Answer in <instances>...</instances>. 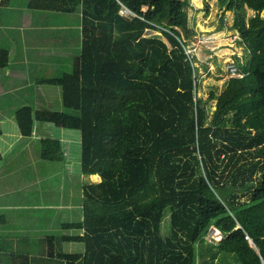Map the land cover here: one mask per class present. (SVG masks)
Listing matches in <instances>:
<instances>
[{"label":"trees","instance_id":"1","mask_svg":"<svg viewBox=\"0 0 264 264\" xmlns=\"http://www.w3.org/2000/svg\"><path fill=\"white\" fill-rule=\"evenodd\" d=\"M217 4L233 14L248 68L203 88L184 50L189 0H31L79 14L80 50L67 72L39 80L59 89L61 109L21 105L12 118L25 138L34 121L78 131L81 174L100 180L82 184L73 218L58 217L60 231L25 252L0 237V264H198L211 227L217 264H264V0ZM7 63L0 47V69ZM224 76L214 64L212 79ZM36 144L40 161L65 162L58 140Z\"/></svg>","mask_w":264,"mask_h":264},{"label":"crops","instance_id":"2","mask_svg":"<svg viewBox=\"0 0 264 264\" xmlns=\"http://www.w3.org/2000/svg\"><path fill=\"white\" fill-rule=\"evenodd\" d=\"M30 4L31 0H0V47L8 51L7 66L0 69V164L12 152L16 153L17 161L22 154L20 148L27 147L28 140L33 142L34 146L33 154L29 153V155L37 157V140L52 138L59 141L65 155V162L53 170V176H56L59 171L67 173V162L73 159L76 163L74 145L78 139L80 149V135L72 134L76 130L62 128L57 130L50 123L39 124L34 121L32 136L21 137L12 118V113L16 107L21 105H30L35 109L40 107L51 109L53 95L51 87L53 86L42 85L39 80L58 76L70 69L73 59L80 50V16L78 13L43 10L31 7ZM74 14H78V20L72 27L65 23L70 21L65 17ZM59 19L62 22L56 23ZM72 36L78 40L77 43L73 44ZM195 64L197 65L198 62L196 61ZM57 91L60 95L59 89ZM43 92L44 94H42ZM20 139H24L23 144L20 147H14L15 141ZM90 177H95V182L100 180L97 175L88 176V178ZM3 179H0V216L3 217L4 223L0 224V237L6 238L12 244L13 251L25 252L26 246L31 240L51 233L42 231V226L46 225L41 221V217L38 221L31 220L24 213H18L25 209L19 208L20 204L8 203L4 199L9 190L5 187ZM61 193L70 201L69 203L64 202V208L62 207L59 211L56 222L58 217L59 219H72L75 208H78L74 205L72 195L64 192V189ZM65 204H69V206L65 207ZM58 206L62 205L56 203L44 207L57 214L55 209Z\"/></svg>","mask_w":264,"mask_h":264},{"label":"rangeland","instance_id":"3","mask_svg":"<svg viewBox=\"0 0 264 264\" xmlns=\"http://www.w3.org/2000/svg\"><path fill=\"white\" fill-rule=\"evenodd\" d=\"M189 3L190 7L186 9V13L189 27L188 34L191 35L184 40L186 41V49L191 50L189 55L194 63L197 80L200 81L199 78H201L202 87L204 88V86L209 83L220 85L224 79L229 78L226 72L228 62L234 63L238 69L243 68L247 70L248 64L245 63L244 50L237 43L238 34L230 29L233 21V14L231 12H226L221 16L217 0L208 1V13L202 9L205 0H189ZM251 16H253V12L247 10L246 19ZM261 16H263V13H261ZM65 18L70 20L65 23L73 27V25L77 23L78 14L70 15ZM60 22H62L61 19L56 23ZM72 38L73 44L77 43L78 40L74 39L73 36ZM235 55L238 60L234 58ZM196 61L198 62L197 65L195 64ZM211 64L212 66L217 64L218 68L224 71L225 76L222 80L215 81L212 79L211 74L213 72V67ZM51 89H53L51 109L60 110L61 104L60 95L57 91L58 88L51 87ZM208 93H210V90H205L202 98L204 108L207 111L208 117H210L215 109L216 100L208 97ZM42 94H44V92ZM51 126L55 128L52 124ZM56 129L59 130L60 128L56 127ZM51 134L53 135V133ZM72 134L78 135L79 133L74 131ZM23 140L24 139L15 141L13 146L20 147L23 144ZM26 144L27 147L20 148V153L22 154L17 161L16 153L12 152V154L0 164V179L4 178L3 182L5 187L9 190V193L4 196V199H6L8 203L20 204L19 208L25 209L18 213H24L26 216L30 217L31 220L34 219L38 221L41 217V221L46 225L42 226L43 232H59L60 227L57 225L59 223L56 222V218L62 207L64 208V202L66 201L69 203L70 201L69 198L66 199V197H63L61 193L62 190L64 189V192L66 191L70 196L72 195V200L76 201L77 196L75 195L80 191V186L78 184L95 183L96 179L95 177L88 178L80 172V149L78 139L76 145H74L76 148V163L73 159L67 162V173H61V171H59L56 173V176H53V170L57 168L58 164L42 162L36 155H29V153L33 154L32 151L34 152L33 142L28 140ZM71 144L73 145L75 143ZM6 175L8 176L7 178ZM240 200H245V197H241ZM56 203L57 205H62L55 209L57 210V214L53 213V210L44 207L45 205L50 206ZM67 206H69V204H65V207ZM76 210L75 208V212H77ZM160 233L163 238L168 237L170 234V224L167 214L161 222ZM220 238L221 235L211 227L205 237V242L198 246V252L201 254V259L198 260V264H217L215 258L212 259L211 257L214 253L212 246L219 241ZM63 248L64 251L73 253L81 251L83 246L79 243H67L64 244ZM231 262L232 259L228 257L226 263L228 264Z\"/></svg>","mask_w":264,"mask_h":264},{"label":"built area","instance_id":"4","mask_svg":"<svg viewBox=\"0 0 264 264\" xmlns=\"http://www.w3.org/2000/svg\"><path fill=\"white\" fill-rule=\"evenodd\" d=\"M124 13L129 14V12L126 9L124 10ZM184 50H185V53L188 56L189 60L192 61L191 56L189 55L191 50H187L186 47L184 48ZM226 69H227L229 77H238V78L242 77V75L239 73V71L237 69V66L234 63L228 62ZM216 232L219 234L218 231H216Z\"/></svg>","mask_w":264,"mask_h":264},{"label":"bare ground","instance_id":"5","mask_svg":"<svg viewBox=\"0 0 264 264\" xmlns=\"http://www.w3.org/2000/svg\"><path fill=\"white\" fill-rule=\"evenodd\" d=\"M247 63V62H246Z\"/></svg>","mask_w":264,"mask_h":264}]
</instances>
